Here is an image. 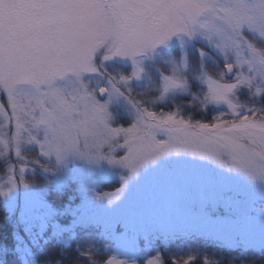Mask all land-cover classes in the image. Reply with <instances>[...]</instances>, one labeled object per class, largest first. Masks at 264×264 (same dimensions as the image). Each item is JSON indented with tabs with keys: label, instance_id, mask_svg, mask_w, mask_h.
Returning <instances> with one entry per match:
<instances>
[{
	"label": "snow or ice",
	"instance_id": "1",
	"mask_svg": "<svg viewBox=\"0 0 264 264\" xmlns=\"http://www.w3.org/2000/svg\"><path fill=\"white\" fill-rule=\"evenodd\" d=\"M185 93L227 111L156 110ZM0 160L25 234L102 228L81 264H219L199 240L264 254V0H0Z\"/></svg>",
	"mask_w": 264,
	"mask_h": 264
},
{
	"label": "trees",
	"instance_id": "2",
	"mask_svg": "<svg viewBox=\"0 0 264 264\" xmlns=\"http://www.w3.org/2000/svg\"><path fill=\"white\" fill-rule=\"evenodd\" d=\"M260 103L259 99L256 104L259 105ZM183 112L190 114L191 118L199 120L201 118L204 122L211 121L213 114L211 108H204L200 113L195 114L194 112L190 113L188 109H184ZM53 200L56 201V199ZM47 237L48 233L41 236L34 230L25 234L23 229H18L15 219L7 212L0 198V261H3V264H35V262L37 264H74V262L81 264L80 258L74 250L75 244L77 242L81 246L90 244V242L85 241L83 234L79 233L78 230L76 238L71 240L69 244H62L55 240L45 243ZM187 243L189 242L174 243L170 246L169 251L183 254L187 251L184 249V245ZM190 243L194 248H198L202 254H207L209 259L216 260L219 264H264V254L256 250H229L221 248L211 241L205 242L203 240ZM5 249L7 250L6 255L3 253ZM167 259L168 254L166 253L165 261Z\"/></svg>",
	"mask_w": 264,
	"mask_h": 264
},
{
	"label": "rangeland",
	"instance_id": "3",
	"mask_svg": "<svg viewBox=\"0 0 264 264\" xmlns=\"http://www.w3.org/2000/svg\"><path fill=\"white\" fill-rule=\"evenodd\" d=\"M115 67L119 68L121 66L116 65ZM212 70L214 71V69H212ZM109 71H112V68H110ZM137 91H144V89L140 88V89H137ZM191 92L199 94V89L193 87ZM238 97H239L240 103L248 104L249 106H253L250 103V94L247 92V89H241L238 92ZM258 100H259V98H257L256 102ZM187 103H188V105H187ZM177 105L181 106L182 114L183 115L186 114L185 115L186 117H191V115L184 113L183 112L184 109H188V111L190 113L194 112V114L200 113V111L204 109L200 106L199 101L193 99L192 94L185 93V94L177 95V97L175 98L174 101L170 99L168 101L161 102L160 105H157L156 110H159L161 107L163 108L164 111L174 110ZM123 106H124L123 101H121V107L123 108ZM208 108H211V110H213L212 117L214 115H218L220 111H227L226 105H222L219 107L209 106ZM194 120H196V119H194ZM197 120H199V119H197ZM200 120H201V118H200ZM120 122L124 123L123 120H121ZM124 126H127V125L125 124ZM25 155L29 158V160H31L32 158L35 157V151L26 152ZM14 160H15V158L13 157V162H14ZM82 175L86 179H89V180L94 179V177H91L88 173H83ZM25 176H26V179L28 180V182L30 184H32L34 187L41 188V189L48 191L49 194H51L52 199H56L55 196L53 195V192H52L53 184H52V178L51 177H46L38 169L35 171V173H33L31 171V165H30L29 171L26 172ZM5 180H7V165L3 160H0V183L4 182ZM118 186H119L118 173H113L108 180H106L103 184L98 186V190H100V191H112V190H114L115 187H118ZM75 188H76V185L74 183L70 184L69 188H68V192L69 193L73 192L75 190ZM1 200L4 203L7 212L10 214V216H12V218L15 219V222H16V215H18V213L16 215H13L11 208L6 206V203L2 198H1ZM57 203H58V201H57ZM259 207H261V204H260V201L257 200L255 208H259ZM254 211H255V209H253V213H254ZM78 231H79V233L83 234L85 241L90 242V243H94L96 247H100L103 243H105V241L103 240V237L100 235L102 228L95 227V228H89L87 230L78 229ZM184 249H187V245H184ZM117 254L120 255V258H122V259L125 258L122 254H119V253H117ZM154 254H155L154 252L151 253V255H154ZM107 255H109V253H106V255H102V256L98 257L97 259L103 260ZM139 255L142 257L144 254L140 253ZM35 264H37V262H35ZM138 264H143V259H140L138 261Z\"/></svg>",
	"mask_w": 264,
	"mask_h": 264
}]
</instances>
